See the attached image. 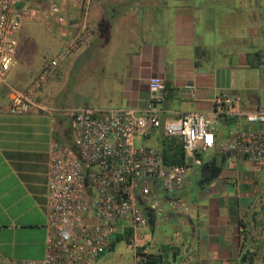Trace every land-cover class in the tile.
Here are the masks:
<instances>
[{
	"label": "crops",
	"instance_id": "1",
	"mask_svg": "<svg viewBox=\"0 0 264 264\" xmlns=\"http://www.w3.org/2000/svg\"><path fill=\"white\" fill-rule=\"evenodd\" d=\"M100 1L91 0L85 41L59 61L31 95L48 111H0V264L43 255L48 148L53 140L71 137L65 109L143 110L146 79L152 75L165 87L159 104L162 117L209 114L219 93L232 101L216 119L213 146L199 154L202 163L219 168L216 176L209 178L201 163L189 170V183L158 194L166 218L147 222L137 245L160 264H264V160L217 151L218 142L234 130L257 127L239 111L264 108V0L119 2L120 36L109 42L117 5ZM64 17L70 34L75 10ZM44 25L46 45L60 53L66 40L55 26ZM116 43L119 52L109 49ZM16 46L5 82H0L1 107L8 102V86L25 90L48 62H24ZM161 136L159 128L151 129L135 142L160 150ZM168 199H180L185 208L168 209Z\"/></svg>",
	"mask_w": 264,
	"mask_h": 264
},
{
	"label": "built area",
	"instance_id": "2",
	"mask_svg": "<svg viewBox=\"0 0 264 264\" xmlns=\"http://www.w3.org/2000/svg\"><path fill=\"white\" fill-rule=\"evenodd\" d=\"M90 4L91 0H0V82H5L13 64L15 33L22 19H41L48 27L55 26L57 35L66 40L62 51L41 68L25 90L8 86V102L0 111L11 115L48 111L31 95L58 62L87 38ZM70 9L76 12V22L68 34L64 13ZM145 85L148 99L143 110L65 109L71 137L65 142L53 140L48 148L44 252L40 258H25L18 264H95L115 235L125 231L134 264H145L148 252L135 243L147 226L142 207L153 217L166 218L158 192H173L186 184L187 169L202 163L199 154L214 144L219 112L232 101L219 93L209 114L192 111L171 119L162 117L159 107L165 90L162 79L149 76ZM238 115L257 127L234 130L218 142L217 151H233L250 161L264 160V108L241 110ZM158 128L162 135L180 140L183 163H164L160 150L135 142ZM167 207L173 211L185 208L180 199H168Z\"/></svg>",
	"mask_w": 264,
	"mask_h": 264
},
{
	"label": "rangeland",
	"instance_id": "3",
	"mask_svg": "<svg viewBox=\"0 0 264 264\" xmlns=\"http://www.w3.org/2000/svg\"><path fill=\"white\" fill-rule=\"evenodd\" d=\"M95 1V0H94ZM144 0H101L100 3H105L107 5L113 4L117 5L119 2L123 4H137L142 3ZM113 7V6H112ZM116 11V17L115 20L110 21V24L112 26V32L109 35V40H117L119 39V33L120 29H118V26L121 24L119 21L120 15L122 13V7L120 5H117L114 7ZM106 12H109V8L106 7ZM118 29V30H117ZM117 31V34H116ZM119 32V33H118ZM123 34V33H121ZM46 29L43 21L41 19H27L24 18L21 21V24L15 34L16 39V51L20 54L22 60L24 62L30 61L32 59L33 62L36 61H49L50 58H54L56 55H58L56 50H53L52 48L48 47L46 45ZM115 44L116 48L112 49L109 47V49L113 52H119L120 45ZM90 69V68H89ZM59 70V69H57ZM83 94H85L83 90ZM191 168H188L187 171L189 172ZM182 208V207H181ZM180 208V209H181ZM162 235L167 234V230L165 232H161ZM123 237L119 238L117 241H114L112 243V246L105 250L97 259L95 264H132L133 263V250L130 247V244L127 243L126 239L128 238L129 234L127 232H123ZM159 236L157 233L154 234V237ZM139 241H136L135 243L138 244Z\"/></svg>",
	"mask_w": 264,
	"mask_h": 264
},
{
	"label": "trees",
	"instance_id": "4",
	"mask_svg": "<svg viewBox=\"0 0 264 264\" xmlns=\"http://www.w3.org/2000/svg\"><path fill=\"white\" fill-rule=\"evenodd\" d=\"M160 152L164 163H183V152L181 148V142L175 136H161ZM121 236L123 237V235L121 234L115 235L113 242L117 241L119 238H121ZM145 264H160L159 258L148 254Z\"/></svg>",
	"mask_w": 264,
	"mask_h": 264
},
{
	"label": "water",
	"instance_id": "5",
	"mask_svg": "<svg viewBox=\"0 0 264 264\" xmlns=\"http://www.w3.org/2000/svg\"><path fill=\"white\" fill-rule=\"evenodd\" d=\"M226 152H227V153H230V152H231V153H234L233 151H226ZM227 153L222 154L221 157L228 155ZM218 169H219V168L216 167L215 165H213L212 162H203V163L201 164V170H202V171H204V170H208V171H209V178H213V177H215L216 174H217V172H218ZM160 194H161V193L159 192V195H160ZM263 199H264V194H263ZM139 204L141 205L140 202H139ZM142 209H143L144 212H145V215H146V217H147V222H148V224L153 225V215H152L151 211H150L147 207H145V206H143ZM113 239H114V238H113ZM244 254H246V251H245ZM172 260H173V258H172Z\"/></svg>",
	"mask_w": 264,
	"mask_h": 264
},
{
	"label": "flooded vegetation",
	"instance_id": "6",
	"mask_svg": "<svg viewBox=\"0 0 264 264\" xmlns=\"http://www.w3.org/2000/svg\"><path fill=\"white\" fill-rule=\"evenodd\" d=\"M191 180L189 179L187 182L189 183ZM162 264V263H161ZM167 264H169V262L167 263Z\"/></svg>",
	"mask_w": 264,
	"mask_h": 264
}]
</instances>
